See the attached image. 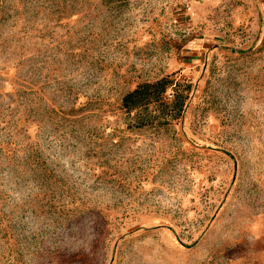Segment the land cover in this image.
<instances>
[{
	"label": "rangeland",
	"instance_id": "374dc122",
	"mask_svg": "<svg viewBox=\"0 0 264 264\" xmlns=\"http://www.w3.org/2000/svg\"><path fill=\"white\" fill-rule=\"evenodd\" d=\"M0 264H264V0H0Z\"/></svg>",
	"mask_w": 264,
	"mask_h": 264
},
{
	"label": "trees",
	"instance_id": "16d2710c",
	"mask_svg": "<svg viewBox=\"0 0 264 264\" xmlns=\"http://www.w3.org/2000/svg\"><path fill=\"white\" fill-rule=\"evenodd\" d=\"M192 84L172 75L138 84L122 97L121 108L129 116V127L168 129L184 116ZM172 92L167 95V92Z\"/></svg>",
	"mask_w": 264,
	"mask_h": 264
}]
</instances>
